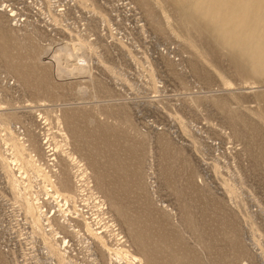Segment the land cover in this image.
<instances>
[{
	"label": "rangeland",
	"instance_id": "obj_1",
	"mask_svg": "<svg viewBox=\"0 0 264 264\" xmlns=\"http://www.w3.org/2000/svg\"><path fill=\"white\" fill-rule=\"evenodd\" d=\"M194 3L0 0V264H264V71Z\"/></svg>",
	"mask_w": 264,
	"mask_h": 264
},
{
	"label": "bare ground",
	"instance_id": "obj_2",
	"mask_svg": "<svg viewBox=\"0 0 264 264\" xmlns=\"http://www.w3.org/2000/svg\"><path fill=\"white\" fill-rule=\"evenodd\" d=\"M194 8H196L197 11L201 12L203 16H206L208 22L215 26V29L218 33L221 34V37L227 44L235 46L241 43L244 49L250 52L251 55L256 58L258 67L262 71H264V0H195ZM66 52L70 56H72L70 51L67 50ZM58 64L61 75L65 74V76H73V70H70V68L63 66V64L61 63ZM80 70H85V68H80ZM62 175V178L61 175L59 176L60 179H62L61 185L63 188L68 189L67 187H69L70 179L64 174ZM78 182L79 181L77 180L74 187L76 189L78 188L77 185H79ZM66 189L65 191H71L70 188L69 190ZM55 192L62 193L59 189H57ZM101 202L103 203V200ZM29 210L33 211L34 209L32 208V206H29ZM143 247L141 246L142 250L144 249Z\"/></svg>",
	"mask_w": 264,
	"mask_h": 264
}]
</instances>
